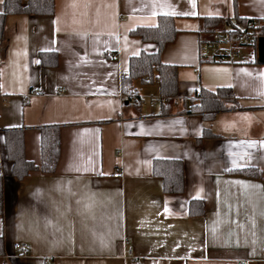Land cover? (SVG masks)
<instances>
[{
	"label": "crops",
	"instance_id": "0c3cea01",
	"mask_svg": "<svg viewBox=\"0 0 264 264\" xmlns=\"http://www.w3.org/2000/svg\"><path fill=\"white\" fill-rule=\"evenodd\" d=\"M52 15L10 14L0 53V264H264V64L249 50L236 63L203 61V17L264 20V0H54ZM2 3H0V13ZM173 17L160 53L177 67L176 104L123 103L128 60L155 51L129 32ZM110 51L116 58L109 60ZM54 52V66L38 53ZM138 97L157 96L135 81ZM230 88L238 108L210 121L182 111L198 88ZM55 89L60 93L55 94ZM34 92V93H32ZM152 108L153 114H149ZM59 126L51 173L11 175L4 131L22 129L24 157L40 163L39 128ZM203 128L213 136L201 137ZM179 159L183 191L164 193L153 159ZM118 171L119 175L113 177ZM200 199L202 215L188 203ZM29 245L26 257L12 245Z\"/></svg>",
	"mask_w": 264,
	"mask_h": 264
},
{
	"label": "trees",
	"instance_id": "16d2710c",
	"mask_svg": "<svg viewBox=\"0 0 264 264\" xmlns=\"http://www.w3.org/2000/svg\"><path fill=\"white\" fill-rule=\"evenodd\" d=\"M54 0H3L0 13V53L3 51V25L4 18L10 14H26L35 16L52 15ZM201 32L209 35L215 30L221 29L231 21H223L217 17L201 18ZM249 19H238L244 22ZM138 36L144 42L155 44V51L140 52L131 56L128 67L120 78V90L123 103L139 105L137 94L134 90V82L154 83L158 94L165 98L160 105V113H168L176 104L177 98V67L163 63L160 53L166 43L171 42L175 35L173 17L159 15L154 26H139L129 32ZM264 36V27L257 31ZM57 57L54 52L38 53V62L45 66H54ZM182 111L189 114H198L204 121H210L216 112L229 108H238L230 88L218 87L214 90L198 88L190 92L183 100ZM213 136L207 128H203L201 137ZM40 163L35 165L24 157L22 129L9 128L4 131V149L6 159L10 163L11 175L17 180L23 179L32 171L51 173L56 167L59 156V126L45 125L39 128ZM152 174L160 178L164 193L179 194L183 191V169L179 159H153L151 164ZM237 172L264 181L260 170L254 167L240 168ZM2 209V179L0 176V213ZM188 211L191 215H202L204 205L200 199H192L188 203ZM2 239L0 237V255L3 253Z\"/></svg>",
	"mask_w": 264,
	"mask_h": 264
},
{
	"label": "built area",
	"instance_id": "2783aa9c",
	"mask_svg": "<svg viewBox=\"0 0 264 264\" xmlns=\"http://www.w3.org/2000/svg\"><path fill=\"white\" fill-rule=\"evenodd\" d=\"M262 27H264V20L259 19H249L244 22L226 24L221 29L215 30L205 38L199 40V57L203 61L232 64L241 61L245 51L249 50L251 59L248 61H252L254 58H257V38L263 36L258 34L257 31ZM105 55L109 60L116 58V55L110 51H106ZM54 93L59 94L60 90L55 89ZM164 101L165 98L160 95H149L145 100L142 97L137 98L139 104L148 102L150 105H158L164 103ZM149 114H153L152 108H150ZM118 175L119 173L116 171L112 176L117 177ZM12 250L14 256L26 257L29 254V245L23 242H15L12 245ZM123 258L130 260L131 264H139L138 258L130 249L123 251ZM238 264H245V261H240Z\"/></svg>",
	"mask_w": 264,
	"mask_h": 264
},
{
	"label": "water",
	"instance_id": "95a60500",
	"mask_svg": "<svg viewBox=\"0 0 264 264\" xmlns=\"http://www.w3.org/2000/svg\"><path fill=\"white\" fill-rule=\"evenodd\" d=\"M256 50L257 61L264 64V36H259L257 38Z\"/></svg>",
	"mask_w": 264,
	"mask_h": 264
},
{
	"label": "snow or ice",
	"instance_id": "6c2138e0",
	"mask_svg": "<svg viewBox=\"0 0 264 264\" xmlns=\"http://www.w3.org/2000/svg\"><path fill=\"white\" fill-rule=\"evenodd\" d=\"M3 2V0H0V3H2Z\"/></svg>",
	"mask_w": 264,
	"mask_h": 264
}]
</instances>
